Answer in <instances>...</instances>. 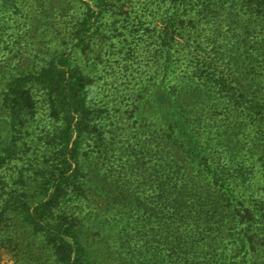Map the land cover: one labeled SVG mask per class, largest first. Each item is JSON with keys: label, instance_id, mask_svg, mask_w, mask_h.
<instances>
[{"label": "trees", "instance_id": "16d2710c", "mask_svg": "<svg viewBox=\"0 0 264 264\" xmlns=\"http://www.w3.org/2000/svg\"><path fill=\"white\" fill-rule=\"evenodd\" d=\"M95 1L76 33L79 42L88 43L112 11L109 0ZM172 8L160 37L166 72L172 74V65L187 58L185 49L175 50L177 30L185 24L181 17L193 16L201 25L214 15L209 39L215 45L226 42L223 23L228 34L240 37L249 85L235 84L224 72L205 75L208 62H195L194 76L204 82L196 86L199 98L207 88L224 93L228 101L200 112L184 106L179 82L156 88L167 134L152 132L136 145L123 146L128 161L122 159L121 168L109 165L106 178L99 175L100 158L88 166L79 158L84 144L105 152L112 143L93 137L103 111L92 101L89 77L72 53L56 52L33 66L18 67L16 74L9 72L2 109L10 129L0 133V168L18 156L23 135L41 115L54 123L42 139L41 175L47 188L24 213L27 224L48 242L49 264H95L85 222L100 217L120 228L119 250L128 264H264L259 165L262 161L264 167V145L251 149L239 139L232 149L240 155L231 162V147L215 149L210 129L225 121L243 135L264 123V0H175ZM204 178L219 189L217 194H206Z\"/></svg>", "mask_w": 264, "mask_h": 264}, {"label": "rangeland", "instance_id": "374dc122", "mask_svg": "<svg viewBox=\"0 0 264 264\" xmlns=\"http://www.w3.org/2000/svg\"><path fill=\"white\" fill-rule=\"evenodd\" d=\"M109 2L112 11L106 14L105 25L88 43H82L76 33L83 28L91 8H95V0H0V128L4 129L0 133L6 135L10 129L2 109V98L11 78L9 72L16 74L18 67L33 66L56 52H71L89 77L92 101L103 111L93 137L100 140L101 136L107 143H112L105 152L92 149L93 143L80 148L79 158L85 165L97 161L96 157L101 159L100 178L109 175V165L121 168V160L128 161L129 152L122 153L123 146L136 145L152 132L160 136L167 134L164 110L156 102V88H163L172 81L179 82L184 106H194L200 112L203 107L228 101L227 97L223 98L224 93L211 92L207 88L205 91L203 88L199 98L196 86L201 87L204 82L194 76L195 62H208L205 75L224 72L235 84L244 81V85H249L240 37L228 34V26L223 23L226 42L215 45L209 39L216 16L211 15L210 22L201 25L193 16L181 17L185 24L177 30L179 45L175 44V50L185 49L187 58L181 57V62L174 63V72L169 74L164 67L166 61L159 54L162 49L160 37L175 0ZM233 110L236 111L232 107ZM259 125L252 126L243 135H236L239 130L223 121L210 128L216 136L213 147L218 150L231 147L228 154L234 162L240 154L232 146L238 147L239 139L251 149L264 145V123ZM53 126V120L41 115L30 132L23 135L18 156L0 168V264L50 263L48 242L27 224L24 213L44 197L47 188L41 175L45 169L43 153L46 150L42 139L45 131ZM207 133L204 131L205 135ZM259 165L263 172L260 179L264 180L262 161ZM139 176L131 175L133 179ZM203 183L207 185V195L219 191L207 178ZM84 213L87 215L88 208ZM106 217L111 220V213ZM98 219L85 222L88 248L93 254L91 261L95 264H128L119 250L120 228L106 222L105 217Z\"/></svg>", "mask_w": 264, "mask_h": 264}]
</instances>
